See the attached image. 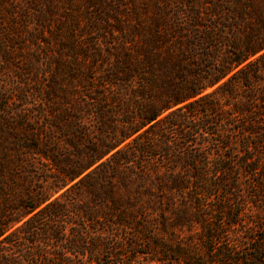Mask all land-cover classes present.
<instances>
[{
    "label": "trees",
    "instance_id": "trees-1",
    "mask_svg": "<svg viewBox=\"0 0 264 264\" xmlns=\"http://www.w3.org/2000/svg\"><path fill=\"white\" fill-rule=\"evenodd\" d=\"M139 258L264 264V0H0V264Z\"/></svg>",
    "mask_w": 264,
    "mask_h": 264
},
{
    "label": "rangeland",
    "instance_id": "rangeland-1",
    "mask_svg": "<svg viewBox=\"0 0 264 264\" xmlns=\"http://www.w3.org/2000/svg\"><path fill=\"white\" fill-rule=\"evenodd\" d=\"M262 233L260 231H258L257 233H255L256 237H259ZM138 264H146L145 261L141 258H139Z\"/></svg>",
    "mask_w": 264,
    "mask_h": 264
}]
</instances>
